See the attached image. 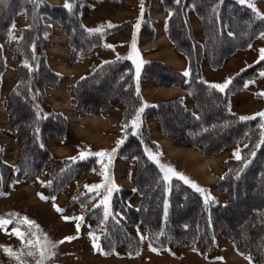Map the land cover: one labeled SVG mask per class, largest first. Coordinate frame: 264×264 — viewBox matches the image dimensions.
<instances>
[{"label":"trees","instance_id":"16d2710c","mask_svg":"<svg viewBox=\"0 0 264 264\" xmlns=\"http://www.w3.org/2000/svg\"><path fill=\"white\" fill-rule=\"evenodd\" d=\"M62 1L63 5H54L46 0H0V36L17 34V40L9 42L10 57L23 61L15 67L16 80L4 100L11 131L0 127V137L9 135L15 144L21 146L17 165L22 179L30 182L39 168L45 164L50 166L48 184L52 194L62 183L70 182L74 173L95 171L99 167L91 154L83 159L78 155L75 160L56 164L58 160L49 155L50 140L62 141L69 131L68 121L62 113L51 109L47 111L41 106L47 91L55 89L61 79L48 66L45 54L52 24H56L66 38L67 49L74 58L100 47L104 36L120 28L115 26L100 33L89 31L82 16L84 1L67 0L71 5L68 8L65 7L66 0ZM152 1L144 0L145 6L148 7ZM162 4L168 11L166 35L176 52L187 59L188 76L152 60L141 64L137 80L136 64L131 59H114L103 62L89 74L75 80L69 90L74 107L88 115L122 107V132L114 153L119 157L130 155L136 159L137 171L145 170L148 175L139 179L135 170L134 192L128 189L131 192L128 197L135 193L140 198L139 204H129L124 194L126 189L115 187L111 195L112 208L109 207L113 217L98 220L102 222L100 225L98 221L95 224L94 217L99 213L91 210L87 215L89 229L93 235L100 234L105 244L114 237L115 231L112 230L117 218L123 237L131 242L134 236L125 230L126 225L136 215L146 216L152 223L146 226L145 236L156 246L172 250L181 244L194 250H207L220 233L232 242L238 253L262 263L264 258H257V252L250 245L254 243L253 235L264 231L263 123L259 117L241 120L230 109L229 99L245 89L255 72L264 71V60L237 71L223 92L211 88V84L202 79L201 63L205 60L210 69L217 70L237 51L246 50L264 33V14L239 0H162ZM190 8L200 21L202 43L193 34L187 16ZM19 14L23 15L25 26L14 28V20ZM2 15H5V20L1 19ZM145 17L142 26L147 28L151 19ZM5 69L6 62L0 56V76ZM143 78H150L160 85L179 87L189 98L191 107L182 97L145 104L140 91ZM105 84L111 86L109 93L94 98V90H100ZM138 114L139 127L135 128L132 122ZM150 119L157 122L163 137L178 146L196 150L204 157L219 155L239 146L242 159H225L222 162L223 171L214 184V189L223 195L224 201L213 194L209 196L206 188L198 192L174 176L164 179L163 171L147 151V146H150ZM131 146L135 148L133 153ZM86 165L90 168L82 170V166ZM9 167L3 162L0 151V193L15 181V172L11 173ZM59 175L64 177L59 179ZM83 195L84 192L77 199ZM151 199H155L156 208L151 205ZM239 204H243L240 213L244 220L238 224V231L227 232V226L232 224L223 214ZM185 205L192 211L187 219L176 215ZM118 212L121 217H117ZM129 216L131 218H127ZM144 224H147L145 219ZM232 226L235 227V224ZM245 236L247 238L242 239ZM258 244L264 245V234ZM132 248L135 249L136 245Z\"/></svg>","mask_w":264,"mask_h":264},{"label":"rangeland","instance_id":"374dc122","mask_svg":"<svg viewBox=\"0 0 264 264\" xmlns=\"http://www.w3.org/2000/svg\"><path fill=\"white\" fill-rule=\"evenodd\" d=\"M49 1L53 2L54 0ZM83 1L85 3L83 5V20L88 28L90 27L98 33L115 26H120V28L104 36L100 47L74 58L67 49L66 38L57 25L52 24V31L48 35L49 44L45 48V54L48 66L59 74L61 79L55 89L47 91L41 106L46 108L47 111L51 109L62 113L69 124L68 134L62 141L50 140L49 155L51 158L58 160L54 164L63 163L64 160L72 159L84 153L85 156L89 154L94 156L99 167L93 171L87 170L90 168L89 165L82 166V170L87 171L74 173L70 182L62 183L57 188V192L52 194L48 184L50 166L45 164L42 168H39L31 183L22 179L18 174L17 165L22 152L21 146L15 144L14 140L9 138V135L1 136V156L3 162L11 167H9L10 172H15V181L10 188L5 187V189H2L3 193H0V220L10 221L7 224L0 225V264H38V261L41 260V248L36 246L37 239H39L45 251L43 264H259L256 260H248V255L239 254L232 242L220 233L215 236L212 245L207 250H194L188 245L181 244L172 250L156 246L145 236L146 226L152 223L151 219L146 216L127 217L131 219L125 230L133 233L134 237L131 238V242L127 240L128 238L123 237V232L118 226L121 224L117 218L115 229H111L115 231L114 237L110 238L105 244L100 234L93 235L91 233L87 221V215L90 211L95 210L99 213L97 217H94L95 224L98 220L112 218L113 215L109 212V207L112 208L111 200L113 199H111V195L115 187L125 188L124 194L128 197L131 193L128 189L134 192L135 170L139 175V179L148 175L145 170L137 171L136 159L130 155L119 157L113 152L121 135V106L88 115L74 107L69 90L77 77L89 72L101 62L110 58L119 57L121 59L131 56L133 54L131 47L133 42L136 45V51L139 53V35L143 32L142 24L145 22L146 17L144 14V0ZM141 2L143 3V9H141ZM146 14L147 18H152L154 12L147 11ZM2 16L1 19L5 20V15ZM155 16L158 17L157 12ZM158 21L154 24V27L159 31L161 20ZM24 22L23 15H17L14 20V23H16L14 28L25 26ZM137 24H139V27H137ZM262 35L263 33L256 38L257 40L261 36L258 43H256L257 46L264 42V35ZM104 39L105 41H103ZM15 40H17V34L15 35V33L0 36V56L6 62V69L0 76V127L7 131H11V127L7 113L3 109V101L11 85L13 86L15 83V67L19 62L23 63V61L14 60L10 57L9 42ZM161 40L162 36L159 35L152 44L159 43L162 45ZM146 43L143 46L150 45ZM163 44L162 46H150L147 50H150L151 55H155L156 58L166 62L165 57L170 56L171 53L164 41ZM105 45H111L112 47H106L109 49H105ZM261 49L263 48H251L243 54L241 59H232V62L228 63L230 67L228 64V66L226 65L225 71L228 76L225 81L231 80L229 78L231 70H235L240 65L253 60L255 56L260 55ZM139 58L144 61L141 54H139ZM170 59L172 58H169V62H172ZM131 60L133 61V59ZM171 64L177 66L176 63ZM262 72L264 71H257L253 74V78L251 77L247 82L244 94L241 97H235L238 95L236 94L229 99L230 109L239 113L240 117H251L256 112L264 111V95H258V93H264V90H261L264 82L260 80ZM206 73V78L209 80H223L222 72L211 73L210 70H206ZM110 89V84L102 85L100 90H94L93 97L98 98L105 93H109ZM140 91L145 96V99H143L145 103L156 102L179 94L177 90L159 86L149 79L145 80ZM184 97L185 102L189 104V99L186 95ZM259 118L264 124V118ZM149 132L150 146H147V151L150 157L152 155L157 157L154 161L163 171L164 176L165 170L171 167L176 173L182 174L199 188H206V193L209 196L213 194L215 198L224 201L223 195H219L214 189V183L217 176L223 171L222 162L229 157L234 158L233 153L238 149V145L231 151L204 157L199 152L178 146L169 138L163 137L158 132L156 121L149 123ZM134 149L133 146L130 147L131 153ZM101 151L109 153L111 156L94 155V153ZM102 173L105 174L102 175ZM3 175H6V171H3ZM169 176L179 178V176L170 173ZM62 177L64 176L59 175V179ZM95 185H103V187L99 189L91 187ZM109 188H112L110 196L108 195ZM83 192L85 195L77 199L79 194L81 195ZM105 197H108L107 205L104 203ZM139 199V196L134 193L127 198V202L131 203L132 206H136L139 204ZM154 200L151 199V205L155 207ZM57 208L61 211H57ZM106 208L108 211L107 216L105 215ZM242 208L243 204H239L238 207H232L231 211H228L230 210L228 209L223 214L224 217H228L229 223L235 224L236 227L227 226V232L238 231V224L244 220L240 213ZM191 213L190 207L185 205L176 215L187 219V216ZM119 216L121 217V214L118 212L117 217ZM139 216L140 219H138ZM64 217L71 219L66 221ZM77 217L83 219L77 220L75 219ZM24 218L33 221L34 225L26 223ZM144 219L147 224H144ZM100 221L97 224L100 225L102 223ZM78 223L80 224L79 231L76 227ZM15 231H19L22 238L18 237ZM102 231L100 230V232ZM90 233L97 238L95 240L97 247L95 248ZM263 234L264 231L255 233L253 235L254 243L250 245L257 252V258L260 260L264 258V245L258 243H261ZM66 237L76 238L68 241L65 239ZM45 238L48 241L47 244H45ZM246 238L247 236L242 237V239ZM29 241H32V244H29ZM60 241L64 242L60 243ZM53 244L55 247L52 246ZM133 245H136L135 249L132 248ZM6 250H11L12 255H9ZM29 252H32L33 255L29 256ZM260 264H264V261Z\"/></svg>","mask_w":264,"mask_h":264},{"label":"crops","instance_id":"0c3cea01","mask_svg":"<svg viewBox=\"0 0 264 264\" xmlns=\"http://www.w3.org/2000/svg\"><path fill=\"white\" fill-rule=\"evenodd\" d=\"M47 2H49V3H51V4H54V5H63L64 3H63V1L62 0H54L53 2L52 1H49V0H46ZM240 1V0H239ZM60 2V3H59ZM250 2H253L254 4H255V7L261 12V13H263L264 14V0H245V3H250ZM147 11H152V13L154 12V15H153V17L152 18H150L151 19V21H150V24H149V27H147V28H144L143 26H142V33L139 35V40H140V44H139V48H138V51H139V54H141V56H142V59H144V61H142V63H144V62H147V61H152V60H156V61H160L161 63H163V64H165V65H167L168 67H170L171 69H174V70H177V71H179V72H182V73H184L185 71H188V62H187V59L185 58V57H183V56H181L179 53H177L176 52V50L174 49V47L171 45V43H170V41H169V39H168V37H167V35H166V32H165V20H166V18H167V16H168V11H166V10H164V8H163V4H162V0H153L152 2H151V4L150 5H148V7H146L145 6V8H144V14H145V16H147V14H146V12ZM156 12H157V15H158V17L156 18V16H155V14H156ZM84 13V12H83ZM187 16H188V18H189V21H190V24H191V26H192V29H193V34H194V36H195V39L199 42V43H202L203 42V37H202V31H201V25H200V21H199V19L197 18V16H196V14H195V12H194V10L192 9V8H190V9H188L187 10ZM161 20V22H160V25H159V31H158V29H156L155 27H154V24L156 23V22H159L158 20ZM192 20V21H191ZM194 20H195V22H194ZM85 23V22H84ZM158 24V23H157ZM85 26L87 27V25L85 24ZM87 29L88 30H92L90 27L88 28L87 27ZM92 31H95V32H98V31H96V30H92ZM162 36V40H161V42L160 43H162V45H164L163 44V41H164V43H166L167 45H168V48H169V51H170V53L172 54V56H171V54H170V56H168V57H165L166 58V62H165V60L163 61V60H161V59H158V58H156L155 57V55H151L150 54V50H147V48H149L150 46H162V45H160L159 43H154V44H152V42H154V40H156V38L158 37V36ZM263 35H264V33H263ZM262 35V36H263ZM261 37V36H260ZM259 37V38H260ZM259 38L255 41V42H253L246 50H242V51H237L228 61H226L224 64H223V66L221 67V68H219V69H217V70H212V69H210L209 68V66H208V64L206 63V61L205 60H203L202 61V63H201V74H202V79L205 81V82H207V83H209V84H222V83H224V81H225V79H226V77L228 76V73H226V65L229 63H231L232 62V59H236V60H238V59H241L242 57H243V54L244 53H246L248 50H250L251 48L252 49H256L257 47L258 48H263L264 49V42L262 43V44H260L259 46H257L256 45V43H258V41H259ZM103 41H105V39L103 40ZM146 42H148V43H146ZM150 44V45H147V46H143V44ZM105 49H109V48H106V46L104 47ZM94 50V49H93ZM152 50H155V49H152ZM156 50H157V48H156ZM161 55H163V54H161ZM127 58V57H126ZM126 58H121V59H126ZM169 58H172V59H170L172 62H169ZM114 59H118V58H110V59H108V60H106V61H110V60H114ZM120 59V58H119ZM260 59V55H258L257 57L255 56V58L253 59V60H251L250 62H246V63H244V64H242V65H240L239 67H237L235 70H231V68H230V70L232 71V72H230L229 73V78H231L237 71H239L240 69H242V68H244V67H246V66H249V65H251V64H253V63H255V62H257L258 60ZM106 61H103V62H106ZM103 62H101L100 64H102ZM141 63V64H142ZM168 63V64H167ZM171 63H176L177 64V66L176 65H172ZM100 64H98L96 67H98ZM228 64V65H229ZM227 65V66H228ZM95 67V68H96ZM229 67H230V65H229ZM95 68H92L89 72H87V73H85V74H82V75H80L79 77H77L75 80H77L78 78H80V77H82V76H84V75H87V74H89L90 72H92ZM206 70H210L211 71V73H221L222 72V77H223V80L222 81H218V80H209V79H207L206 77H207V73H206ZM228 70V69H227ZM262 75H260V80L262 81V82H264V76H262ZM253 78V77H252ZM151 80V81H153L152 79H150V78H143L141 81H142V83H141V85H140V87L142 88L143 86H144V82H145V80ZM74 80V81H75ZM154 82V81H153ZM220 82V83H219ZM154 83H156V82H154ZM157 85H159V86H162V87H165V88H171V89H174V90H177L178 91V93L179 94H176L175 96H173V97H170V98H164L163 100H167V99H171V98H174V97H182L183 99H184V102H185V92L183 91V90H181L179 87H176V86H164V85H160V84H158V83H156ZM247 84V83H246ZM12 86V85H11ZM246 86V85H245ZM261 90H264V83H263V85H262V87H261ZM242 94H244V90L241 92V93H238V95H236L235 97H241V95ZM258 94H260V93H258ZM6 96V95H5ZM142 96H143V99H145V96H144V94H143V92H142ZM187 97V96H186ZM188 98V97H187ZM189 99V98H188ZM4 100H5V97H4ZM163 100H157L156 102H158V101H163ZM233 100H234V97H233ZM4 102V101H3ZM156 102H149V103H145V104H148V105H151V104H154V103H156ZM189 102H190V100H189ZM186 103V102H185ZM186 105L187 106H189V107H191V102L189 103V104H187L186 103ZM3 109H4V103H3ZM122 111H123V109H122V107H121V117H122ZM237 113V112H236ZM256 113H258V112H256ZM237 114H239V113H237ZM255 115V114H254ZM120 121H121V119H120ZM151 121H155V120H152V119H150L149 120V123L151 122ZM120 127H121V124H120ZM121 132H122V127H121ZM158 132H159V130H158ZM160 133V132H159ZM120 138V137H119ZM190 150V149H189ZM193 151H196V150H193ZM196 152H198V151H196ZM216 181H217V179H216ZM216 183V182H215Z\"/></svg>","mask_w":264,"mask_h":264},{"label":"snow or ice","instance_id":"6c2138e0","mask_svg":"<svg viewBox=\"0 0 264 264\" xmlns=\"http://www.w3.org/2000/svg\"><path fill=\"white\" fill-rule=\"evenodd\" d=\"M240 2H241V3H244L245 0H240ZM70 6H71V5H70V4L67 2V0H66L65 7L68 8V7H70ZM249 7H252V8L255 10V4H254L253 2H250V3H249ZM141 9H143V3H142V2H141ZM109 26H111V25L109 24ZM137 27H139V24H137ZM89 31H92V30H89ZM105 46H106V47H112L111 45H105ZM131 47H132V50H133V54H132L131 56L127 57V58H128V59H133V62L136 64V77H137V80H139L140 66H141L142 61H141L140 58H139V53L136 51V45H135L134 42H133V44H132ZM117 58L119 59V57H117ZM260 60H264V49H261V50H260ZM184 75H185V76H188V75H189V72H188V71H185V72H184ZM261 75L264 76V72H262ZM230 82H231V80L229 79V80L225 81V82L222 83V84H211L210 87L213 88V89H218L219 91L223 92L226 88H228ZM258 95H264V93H261V94H258ZM257 117L264 118V111L259 112V113H256L255 115H253V116H251V117H240V119H241V120L256 119ZM132 123H133V127H135V128H138V127H139V114L137 115L136 119H135ZM261 128H264V124L261 125ZM119 143H123V141H120ZM261 143H264V140H262ZM259 146H260L259 144L256 145L257 148H258ZM114 151H115V150H113V152H114ZM251 154H252V155H255V152H252ZM94 155H97V156H105V155L111 156V154L106 153V152H104V151H101V152H98V153H94ZM233 155H234V158H235L236 160H241V159H242V157H241V155H240V150H239V149H237V150L233 153ZM84 156H85L84 153H81V154H80V158H81V159H83ZM151 158H152L153 160H156V159H157V157H156L155 155H152ZM72 159L75 160L76 158L73 157ZM245 166H246V164H245ZM169 173H170L171 175L179 176V178H180L181 180H184L185 183L190 184V185H191L196 191H198V192H203V191H205L204 189L199 188L194 182L189 181V180H188L186 177H184L182 174L176 173L175 170H174L173 168H171V167H168V168L165 170V176H164V179H165V180L170 179ZM104 174H105V173H102V175H104ZM91 187H92V188H95V189H99V188L103 187V185H95V186H91ZM111 191H112V188H109V189H108V195H109V196L111 195ZM42 198H43V197H42ZM107 200H108V197H105V200H104L105 205H107ZM57 211H61V210H60L59 208H57ZM105 215H106V216L108 215L107 208L105 209ZM64 219L67 221V220H69V219H71V218H69V217H64ZM75 219H77V220H82L83 218H82V217H77V218H75ZM24 220H25V222L28 223L29 225H34V222H33V221H29V220H27V218H24ZM9 222H10V221H8V220H0V225L7 224V223H9ZM76 227H77V231H79L80 224L78 223ZM15 234H16L18 237L22 238V234H21L19 231H15ZM90 236H92L91 233H90ZM74 238H76V237H66L65 239L68 240V241H71V240L74 239ZM92 238H93V247L95 248V247H97V245H96V243H95V240H96L97 238L94 237V236H92ZM63 242H64V241H60V243H63ZM28 243H29V244H32V241H29ZM47 243H48V241H47V239L45 238V244H47ZM36 246H37L38 248H41V251H40L41 260L38 261V264H43V260H44V258H45V251H44L43 247L41 246L39 239H37V241H36ZM52 246L55 247L54 244H53ZM153 250H154V249H153ZM6 251L8 252L9 255H12L11 250H6ZM28 255L31 256V255H33V253H32V252H29ZM248 259L251 260L250 257H248Z\"/></svg>","mask_w":264,"mask_h":264},{"label":"bare ground","instance_id":"6f19581e","mask_svg":"<svg viewBox=\"0 0 264 264\" xmlns=\"http://www.w3.org/2000/svg\"><path fill=\"white\" fill-rule=\"evenodd\" d=\"M94 128V127H93Z\"/></svg>","mask_w":264,"mask_h":264}]
</instances>
